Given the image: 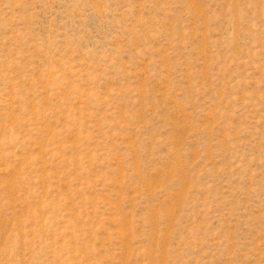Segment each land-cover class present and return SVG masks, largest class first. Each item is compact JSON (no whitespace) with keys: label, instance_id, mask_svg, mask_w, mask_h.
Segmentation results:
<instances>
[{"label":"rangeland","instance_id":"obj_1","mask_svg":"<svg viewBox=\"0 0 264 264\" xmlns=\"http://www.w3.org/2000/svg\"><path fill=\"white\" fill-rule=\"evenodd\" d=\"M0 264H264V0H0Z\"/></svg>","mask_w":264,"mask_h":264}]
</instances>
